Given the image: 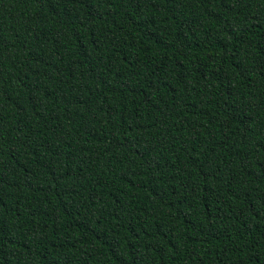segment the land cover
I'll use <instances>...</instances> for the list:
<instances>
[{"label":"trees","instance_id":"obj_1","mask_svg":"<svg viewBox=\"0 0 264 264\" xmlns=\"http://www.w3.org/2000/svg\"><path fill=\"white\" fill-rule=\"evenodd\" d=\"M0 264H264V0H0Z\"/></svg>","mask_w":264,"mask_h":264}]
</instances>
